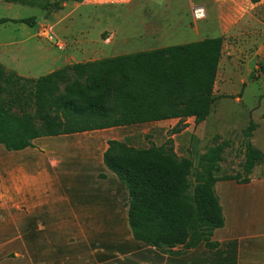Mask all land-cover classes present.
<instances>
[{
	"label": "rangeland",
	"instance_id": "1",
	"mask_svg": "<svg viewBox=\"0 0 264 264\" xmlns=\"http://www.w3.org/2000/svg\"><path fill=\"white\" fill-rule=\"evenodd\" d=\"M50 4L48 11H40L0 0V20L35 18L33 27L12 23L0 25V44L10 37L14 39L12 42L16 41L6 47L12 54L21 49L27 51L36 39L26 45L18 42L33 33L37 39L46 41L47 46L43 49L62 53L67 45L57 37V33L65 34L70 30L75 36L88 38L95 51L85 58L71 56L69 63L72 64L187 45L205 39L223 40L213 88L215 102L203 123L196 125L193 119H187L178 124L177 120H170L62 138L47 137L18 153L8 152L0 146V219L17 224V220L22 218L20 213L25 214L31 208L35 202L31 190L33 181L42 184L45 180L55 184V187L49 185L41 192L43 202L51 208L46 207L44 215L37 219L39 226L43 224L44 229L52 232L37 233L32 238L23 225L8 226L6 230L4 226L0 227V232H8L7 237H12L13 243L24 242L32 255L34 253L37 264L45 262L42 253L45 250L39 248L42 243L51 247L49 264L147 263L148 255L144 252L122 255L121 252L110 253L97 248L101 237L105 238L102 240L105 245L108 244L106 239L112 240V245L132 240L127 224V201L117 196L113 184H108L112 173L106 168L99 170L104 143L113 140L136 149L172 146L177 157L191 160L194 168L210 148L224 143L227 147L223 150L220 174H242L248 143L258 150L263 148L256 144L263 140L264 135V56L259 57V50L264 46V0H131L123 6L107 7H93L83 2L76 4L71 0H50ZM198 6L206 11V18L200 21L194 20L191 13L192 8ZM40 31H48L56 41L52 43L39 36ZM110 38L111 51L110 48L95 47L96 43L108 42ZM57 41L63 46L62 50L57 49ZM24 62L26 65L29 63L28 60ZM62 63V68L71 66L66 64L68 62ZM4 64L10 68H27L13 62ZM52 69L55 68L42 63L26 71L33 77L28 79H37L48 75ZM251 126L254 128L250 131ZM254 175H264V167H256ZM189 183L192 188L195 186L194 175L189 178ZM78 186L84 190V196L88 195L84 199H89V205L96 204L102 192L117 198L106 203L118 208L113 211L117 212L119 219L114 230L110 228L112 216L77 214L80 211L77 204L82 203L75 191ZM69 205L70 210H67ZM4 210L19 213L9 215ZM49 219L50 224L46 223ZM32 241L38 249L31 248ZM201 245L205 246L204 243ZM166 253L172 258L180 254L175 251ZM153 262L158 264V260ZM191 263L202 264L200 261Z\"/></svg>",
	"mask_w": 264,
	"mask_h": 264
},
{
	"label": "trees",
	"instance_id": "2",
	"mask_svg": "<svg viewBox=\"0 0 264 264\" xmlns=\"http://www.w3.org/2000/svg\"><path fill=\"white\" fill-rule=\"evenodd\" d=\"M3 1L40 11L51 6L50 0ZM6 23L33 27L35 18L0 20V25ZM222 43L221 38H212L78 63L37 79L20 77L0 64V146L21 152L40 138L170 120L203 123L215 102L213 88ZM107 146L103 166L115 177L112 184L117 196L127 201L132 240L112 245L106 239L105 245L101 237L97 248L122 255L170 253L176 247L188 250L203 243L211 248L209 238L223 226L214 185L247 184L254 168L264 166V152L250 143L242 174L235 175L220 174L224 143L210 148L195 168L191 160L179 159L172 146L136 149L118 141H109ZM193 175L192 188L189 178ZM118 224L117 216L110 228Z\"/></svg>",
	"mask_w": 264,
	"mask_h": 264
},
{
	"label": "crops",
	"instance_id": "3",
	"mask_svg": "<svg viewBox=\"0 0 264 264\" xmlns=\"http://www.w3.org/2000/svg\"><path fill=\"white\" fill-rule=\"evenodd\" d=\"M72 32L69 30L65 34L57 33V37H61L67 45V48H65L62 53L43 49L47 46L46 41L37 39L32 33L28 34L24 40H20L18 43H20V45H26L32 43L33 38L36 39V42H33L34 44H32L27 51L21 49L17 54H12V52L6 47H10L12 44L16 43V41L12 42L14 39L9 37L7 41L0 44V64H2L7 70L13 71L18 76L27 79L33 77H30L28 74L29 72L26 71V69H32L38 64L46 63L52 66V68H55L52 69L50 73L54 72V70L61 69L62 64H64L62 62H68L66 63L67 65L78 64V62L72 64L69 63V58L71 56H82L83 58L88 55L91 56V54L95 52L93 50L94 45L88 38L75 36ZM111 45L112 39L110 38L108 42H101V44L96 43L95 47H97V49L105 50L110 48L109 50L111 51ZM259 55V57L264 56V46H261ZM26 60L29 61L28 65L24 62ZM4 62H13L16 65L21 66L26 65L27 68H10L4 64ZM62 137L68 136H59V138ZM262 138L263 140L256 145L260 146L258 148L263 147L260 151L264 152V135ZM41 139L44 138L32 141L31 146H33L35 141ZM107 148V141H105L101 157ZM99 168L101 171L106 170L103 166L102 159ZM255 170L256 168H254L250 175L247 184H237L232 181H227L217 182L214 185V192L218 198L222 211L223 226L220 229L215 230L210 237L209 242L212 244L211 248H207L203 245L188 250L183 247H176L172 249V251L180 252V254L174 256V258L164 252L146 251L144 253H147L148 261L147 263L144 261V264H154L153 260H158V264H192L191 261H200L202 264H264V175H254ZM114 180V175H110L108 178V184L112 185ZM44 181L45 180H43L42 184L35 181L31 183V190L33 192L32 197H34L35 202H33L29 210L25 211V214H23V212L20 213L22 218L17 220V224L13 223L15 221H5L4 219H0V227L4 226L6 230L8 226L23 225L32 238L35 234L37 235V233L46 232L48 234L50 231H53H48L44 229L43 224L39 226L37 223V219L40 218L41 215H44L43 212L46 211V207L47 209L50 207V205H45L43 202V195H41V192L49 185L55 187L54 183L50 184L48 181ZM114 189L117 191V188ZM75 191L78 194L79 202H82L77 204V208L80 210L77 214L83 213L93 216L105 215L112 216V219L113 217H117V212H113L114 209L118 210L117 206L106 204L107 202L114 201L112 197L104 195L103 192L99 193L100 199L98 201L96 200L97 203L89 205L87 204L89 199L87 201L84 199L88 195L84 196L82 194L84 190L78 186ZM85 192L88 194L87 190H85ZM101 202L105 203L101 204ZM66 207L67 210H70L71 206L69 205ZM4 212L9 215L11 213H19L18 211L16 212L12 210H4ZM52 213H54V210H52ZM50 222V219L46 221V223L49 224ZM76 226L79 227L80 225L77 224ZM7 234L8 232H0V264H37L38 260L35 259L34 253L32 255L29 251L30 248H28L22 241L18 242L17 239H15L17 242L13 243L12 237H7ZM46 239L48 240L47 237ZM34 242L32 241L33 247L31 248L38 249V246H36ZM39 248L45 250L42 252L45 257V262H43V264H49L48 260L52 255V251H49V248L51 249V247H49V244L47 243H42ZM204 248H207L208 250ZM209 256H212L213 258H210Z\"/></svg>",
	"mask_w": 264,
	"mask_h": 264
},
{
	"label": "built area",
	"instance_id": "4",
	"mask_svg": "<svg viewBox=\"0 0 264 264\" xmlns=\"http://www.w3.org/2000/svg\"><path fill=\"white\" fill-rule=\"evenodd\" d=\"M130 1L131 0H84L83 3L87 5H91L93 7H107V6H123L128 4ZM191 13H192V18L194 20L200 21L206 18V11L201 6L193 7ZM38 35L43 38L45 37V39H48L50 42H53L55 40L52 34H49L48 31H40ZM55 45L57 46L58 50L63 49V46L58 41L55 43Z\"/></svg>",
	"mask_w": 264,
	"mask_h": 264
}]
</instances>
